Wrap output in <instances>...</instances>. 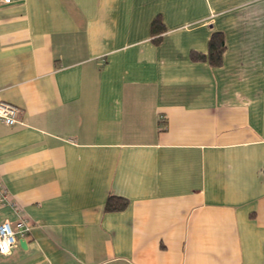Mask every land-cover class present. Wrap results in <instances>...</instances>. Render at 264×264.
Listing matches in <instances>:
<instances>
[{
  "label": "crops",
  "instance_id": "0c3cea01",
  "mask_svg": "<svg viewBox=\"0 0 264 264\" xmlns=\"http://www.w3.org/2000/svg\"><path fill=\"white\" fill-rule=\"evenodd\" d=\"M9 1L0 264H264V0Z\"/></svg>",
  "mask_w": 264,
  "mask_h": 264
},
{
  "label": "built area",
  "instance_id": "2783aa9c",
  "mask_svg": "<svg viewBox=\"0 0 264 264\" xmlns=\"http://www.w3.org/2000/svg\"><path fill=\"white\" fill-rule=\"evenodd\" d=\"M10 4L9 0H0V7ZM20 110L12 104L0 102V123L5 126L17 124ZM9 202L7 190L0 183V204ZM30 228L24 219L19 218L12 226L8 221L0 223V243L8 242V251H0V255L8 254L17 245L18 238H24L29 233ZM10 233V235H9Z\"/></svg>",
  "mask_w": 264,
  "mask_h": 264
},
{
  "label": "trees",
  "instance_id": "16d2710c",
  "mask_svg": "<svg viewBox=\"0 0 264 264\" xmlns=\"http://www.w3.org/2000/svg\"><path fill=\"white\" fill-rule=\"evenodd\" d=\"M164 31L159 18H155L151 24V33L157 36L155 42L160 41V35ZM225 50L224 40L221 33H213L208 41V49L205 54L192 52L191 59L196 62H206L211 67H219L222 63V57ZM128 201L116 196H109L104 204L105 212H120L126 209Z\"/></svg>",
  "mask_w": 264,
  "mask_h": 264
},
{
  "label": "clouds",
  "instance_id": "9594fccd",
  "mask_svg": "<svg viewBox=\"0 0 264 264\" xmlns=\"http://www.w3.org/2000/svg\"><path fill=\"white\" fill-rule=\"evenodd\" d=\"M10 235V233H9ZM0 251L7 252L8 251V242L4 241L0 243Z\"/></svg>",
  "mask_w": 264,
  "mask_h": 264
}]
</instances>
